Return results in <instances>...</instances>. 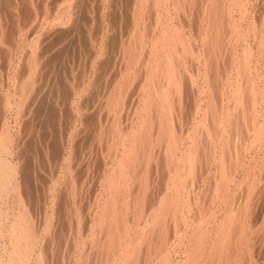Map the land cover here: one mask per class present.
<instances>
[{
  "label": "bare ground",
  "instance_id": "1",
  "mask_svg": "<svg viewBox=\"0 0 264 264\" xmlns=\"http://www.w3.org/2000/svg\"><path fill=\"white\" fill-rule=\"evenodd\" d=\"M102 1L114 2L107 5L111 17L117 9L121 13V0ZM124 1L128 26L117 43L122 70L98 93L101 109H96L95 97H82L92 92L91 76L95 80L102 68L96 61L111 49L110 20L99 21L101 30L97 27V39L93 36L96 50L86 54L90 57L82 77L73 74L71 80L65 106L69 123L59 144L40 132L47 117L40 112L48 113L47 97L36 84L42 81L41 60L49 50L39 51L42 35L21 40L20 74L14 72L11 56L0 70L6 87L0 121V264H255L254 255H259L254 247L263 236L259 231L261 236L250 235L254 241L249 244L245 211L250 190L264 179V152H259L264 149V5L259 12L254 0ZM66 8L68 17L52 22L71 23L72 5ZM0 29L5 41L7 34ZM16 32L6 44L19 36ZM135 80L133 102L124 107ZM52 87L47 93L51 98L59 89ZM193 103L194 112L188 109ZM64 113L59 111V119ZM87 129L85 151L84 140L76 144L74 137ZM96 135L104 144L100 172L92 149ZM44 159L55 160L47 180L40 177ZM162 168L164 186L155 183Z\"/></svg>",
  "mask_w": 264,
  "mask_h": 264
},
{
  "label": "rangeland",
  "instance_id": "2",
  "mask_svg": "<svg viewBox=\"0 0 264 264\" xmlns=\"http://www.w3.org/2000/svg\"><path fill=\"white\" fill-rule=\"evenodd\" d=\"M7 0H2V3H1V8H3V10H5V12H3V10L0 8V11H2V12H0V14L2 15L1 17H2V19H1V23H0V25L3 27V29L2 30H4L5 31V35H6V38L7 39H5V41L2 39V40H0L1 42H0V44H1V47H0V70L2 71V72H4V67H6V61H7V58L9 57V56H11L13 59H14V62H15V67H14V72H17V70H18V74H20V69L22 70V66H20L17 62H18V57L19 56H21V54H20V52H22V50H23V45L21 44L22 43V41L21 40H24V38H26V37H29V35L31 36V37H35V35L37 34V35H42V36H40V39H41V48L39 49V51H41V52H45L46 53V50H47V48L49 49V50H47L48 52L45 54L46 55V57H44L42 60H41V63H42V61H43V73H42V79H40V80H42V81H40L39 83L37 82L36 84L38 85V86H40V87H42L40 90H42L43 91V95H44V97H47L46 99V101L44 102L45 104V106L44 107H46V108H48L47 109V111H48V113H44V114H41L42 113V111L40 112V115H46L47 117L43 120V124H44V121H45V124L44 125H42V123H41V125H40V132H42V131H44L45 132V134L46 133H48V134H46V135H50L52 138H55V139H57V141H58V144L60 143V140L62 139V135L64 134V132H65V130H66V126L68 127V121H69V118H68V115H67V109L66 108H68V104H69V102L70 101H68L69 100V96H70V89L72 88L71 87V85L73 84L72 82H71V80H74L75 78H74V76L76 77V78H78V80H79V78H80V75H81V77H82V71L84 70V68L83 67H85L86 65H87V61H89V58L88 57H90V55L87 57L86 56V54L88 55V54H90V53H92V52H90L92 49L91 48H93V53H94V49H95V47H94V45L96 44L95 42H96V40L93 38V36L96 38L98 35H99V32H97L96 31V29L98 30V28L101 30V27H102V24H100V22L99 21H101V23L103 22V21H105V20H110V23H108V27L110 28V30H109V33H108V35L107 36H109L107 39V41H109V45H108V47H111V49L110 48H108V54H107V56H106V58L104 59H102V60H99V61H96V66L97 67H101L102 66V68L101 69H99L100 70V72H102V73H98L97 75H98V77H97V75H96V77H95V80H94V77L93 76H91L92 77V83H93V87L91 88L92 89V92L91 93H93V92H95V94H97L96 96H93L92 97V95L94 94H92L91 95V93H89V91L88 92H85L84 94H83V98L84 97H86V96H91V99L92 98H94L92 101H93V103H95V104H97L96 105V109H101V107L100 106H103V104H101V103H103V98L102 97H100V95H98V93L100 92V94L102 93V89L103 88H106V86H107V84H108V81L111 79V78H113L112 76H115L116 74L115 73H117V70H118V68H120L121 70H122V67H123V59H120V57H121V54H122V51L119 49V46H117V45H119V44H117V43H119V41L121 40V39H124L122 36H124L123 35V33H125L124 32V29L125 28H127L126 26H128V24H126L127 22H128V20H127V17H126V5H127V3H126V1H122L121 0V2L119 1V5L123 8H121V13L119 12V9H117V11L115 12V15H113L112 17L110 16V9L109 8H107V5H113L114 4V2L113 1H110L111 2V4H110V2H103L102 0H101V2L99 1V0H93V1H91V0H84V1H82V0H80V2H79V0H70V2H67L66 0H23V3L24 4H22V0H16L14 3L11 1V0H9V1H7ZM28 1V2H27ZM259 1V2H258ZM262 0H254L253 2L254 3H259V4H257L258 5V11L260 12V9H261V12L263 11V9L261 8L262 7V5H264V0H263V2H261ZM3 2H5V4L3 3ZM8 2H10V4L8 3ZM26 2H27V5H25L26 4ZM44 2V3H43ZM46 2V3H45ZM103 2V3H102ZM113 2V3H112ZM20 3V4H19ZM56 3V4H55ZM263 3V4H262ZM13 4V5H12ZM18 4V5H17ZM34 4V5H33ZM37 4V5H36ZM72 5V10L74 11V14H73V17H72V19L71 20H73L71 23H72V26H71V23L69 22V23H65V24H63V22H61V24L60 23H58V22H52V19L53 18H56L55 20L56 21H58L59 19H62V21L65 19V18H67L68 16H67V14H69V11L67 10V8H66V6L68 7V5ZM76 4H77V7H76ZM91 4H93V5H91ZM97 4V5H96ZM123 4V5H122ZM12 6L13 7V9H12V7L11 8H8V6ZM23 5V6H22ZM42 5V6H41ZM58 5H60V6H58ZM103 5V6H102ZM117 5H118V3H117ZM29 6V7H28ZM125 6V7H124ZM15 7H16V9H15ZM28 7V8H27ZM89 7H90V9H89ZM92 7V8H91ZM95 7V8H94ZM25 8H27V12H26V9ZM54 8V9H53ZM61 8H62V10H61ZM65 8V9H64ZM74 8V9H73ZM79 8V9H78ZM105 8H107V9H105ZM260 8V9H259ZM99 9H100V11H99ZM42 10H44L43 12H42ZM49 10V11H48ZM60 10V11H59ZM66 10V11H65ZM81 10V11H80ZM106 10H107V12H109V13H107L106 12ZM12 12V14H13V11H14V16L12 15V17L10 16L11 15V12ZM25 11V12H24ZM29 11V12H28ZM48 11V12H47ZM54 11V12H53ZM103 11V12H102ZM19 12V13H18ZM23 12V13H22ZM37 12V13H36ZM39 12H41L40 13V15L38 14ZM56 12V16L53 14V13H55ZM89 12V13H88ZM7 13V14H6ZM17 13H18V15H17ZM22 13V14H21ZM29 13H30V15H29ZM46 13V14H45ZM62 13V14H61ZM104 13V14H103ZM107 13V14H106ZM120 13V14H119ZM6 14V15H5ZM10 14V15H9ZM99 14H100V16H99ZM17 15V16H16ZM21 15V16H20ZM23 15V16H22ZM33 15V16H32ZM36 15V16H35ZM77 15V16H76ZM82 15V16H81ZM108 15V16H107ZM118 15V16H117ZM123 15V16H122ZM20 16V17H19ZM42 16V17H41ZM66 16V17H65ZM106 16V17H105ZM110 16V17H109ZM0 17V18H1ZM79 19H78V18ZM81 17V18H80ZM97 17V18H96ZM100 17V18H99ZM103 17V18H102ZM116 17V18H115ZM122 17V18H121ZM123 17H124V19H123ZM15 18V19H14ZM31 20H30V19ZM51 19V20H49V19ZM64 18V19H63ZM96 18V19H95ZM7 19V20H6ZM29 19V20H28ZM41 19V20H40ZM44 19V20H43ZM49 20L47 23H46V20ZM104 19V20H103ZM119 19H122V21L121 20H119ZM7 22H6V21ZM23 22H22V21ZM26 22H25V21ZM96 20V21H95ZM127 20V21H126ZM2 21H3V23H2ZM17 21V22H16ZM19 21V22H18ZM21 21V22H20ZM44 22V24H41V23H43ZM50 21H51V23H50ZM117 21V22H116ZM119 21H120V23H119ZM15 24H14V23ZM30 22V23H29ZM32 22V23H31ZM113 22V23H112ZM24 23V24H23ZM53 23V24H52ZM107 23V22H106ZM104 24L105 26L107 25V24ZM112 23V24H111ZM7 24V25H6ZM18 24V25H17ZM22 24V25H21ZM55 24H56V26H55ZM86 24V25H85ZM93 26H92V25ZM97 24H99V25H97ZM115 24V25H114ZM126 24V25H125ZM5 25V26H4ZM35 25V26H34ZM40 25V26H39ZM66 25V26H65ZM91 25V26H90ZM12 26H14V27H12ZM16 26H18L19 28H17ZM58 26V27H57ZM112 26H114L113 28H112ZM117 26V27H116ZM20 27H21V29H20ZM43 27V29H41ZM55 27V28H54ZM57 27V28H56ZM62 27V28H61ZM64 27V28H63ZM68 27V28H67ZM82 27V28H81ZM98 27V28H97ZM10 28H11V30H10ZM15 30H14V29ZM17 28V29H16ZM33 28H37L36 30L35 29H33ZM39 28V29H38ZM58 28L60 29V30H58ZM70 28V29H69ZM81 28V29H80ZM85 28H87L86 30H85ZM14 31H13V30ZM21 31H20V30ZM63 29H64V31H63ZM67 29V30H66ZM1 30V29H0ZM26 30L28 31V32H26ZM11 31H13V33L15 32V31H18V32H16V33H19L17 36L18 37H16V38H14L15 40H11V42L10 43H8V44H6L7 42H9V40H10V37H11V35L13 34V33H11ZM23 31H25V34H24V32ZM30 31V32H29ZM34 32V36H33V32ZM43 31V32H42ZM61 31V32H60ZM63 31V32H62ZM37 32V33H36ZM76 32V33H75ZM87 32V33H86ZM89 32H90V34H89ZM97 32V33H96ZM113 32V33H112ZM62 33V34H61ZM67 35H66V34ZM112 33V35H110ZM21 34V35H20ZM52 34V35H51ZM69 34V35H68ZM55 35V36H54ZM60 35H62V38H60ZM88 35V36H87ZM92 35V36H91ZM122 35V36H121ZM46 36V37H45ZM48 36V37H47ZM86 36V37H85ZM91 36V37H90ZM120 36L122 37L121 39H119L120 38ZM79 37V38H78ZM112 37L113 38H116L115 40L114 39H112ZM90 38L92 39V40H90ZM52 39V40H51ZM70 39V40H69ZM93 39H94V41H93ZM97 39V38H96ZM7 40V41H6ZM66 40V41H65ZM119 40V41H118ZM15 41V42H14ZM47 41H48V43H47ZM65 41V42H64ZM111 41H114V42H111ZM4 42H5V44H4ZM62 42V43H61ZM93 42V43H92ZM113 43V44H112ZM21 44V45H20ZM44 44V45H43ZM87 44V45H86ZM90 44V45H89ZM111 44H112V46H111ZM19 45V46H18ZM84 45V46H83ZM86 45V46H85ZM8 46V47H7ZM89 46V47H88ZM91 46V47H90ZM82 47V48H81ZM117 47V48H116ZM6 48V49H5ZM13 48V49H12ZM86 48V49H85ZM3 49H5L4 51H3ZM60 49V50H59ZM13 50V51H12ZM82 50V51H81ZM96 50V49H95ZM114 50V51H113ZM2 51V52H1ZM49 51H50V53H49ZM81 51V52H80ZM110 51H112V52H110ZM3 52H7V53H3ZM8 52H10V53H8ZM52 52H54V54L52 53ZM96 52V51H95ZM116 52V53H115ZM121 52V53H120ZM14 53V54H13ZM48 53L50 54V55H48ZM56 53V54H55ZM113 53H115V54H113ZM119 53H120V55H119ZM2 54H4L3 55V58L1 57L2 56ZM8 56H7V55ZM112 54V55H111ZM116 54H117V56H118V58H117V56H116ZM47 55L48 56H50V57H47ZM53 56V58H55V60H56V62H54L52 59H51V57ZM58 55H60V56H58ZM79 55V56H78ZM110 55V56H109ZM4 56H6V57H4ZM54 56H57V57H54ZM114 56V57H113ZM116 56V57H115ZM120 56V57H119ZM48 58V59H47ZM57 58V59H56ZM58 58L60 59V60H58ZM62 58V59H61ZM101 58V57H100ZM45 59V60H44ZM47 59V60H46ZM120 59V60H119ZM51 60V61H50ZM58 60V61H57ZM63 60V61H62ZM79 60V61H78ZM47 61V62H46ZM112 61V62H111ZM114 61H115V63H114ZM120 61H121V64H120ZM50 62H52V63H50ZM61 62V63H60ZM63 62V63H62ZM54 63V64H53ZM108 63V64H107ZM112 64V66H111V64ZM51 66H50V65ZM59 64H60V66H59ZM75 64V65H74ZM102 64V65H101ZM105 66H104V65ZM18 65V66H17ZM73 65V66H72ZM114 65H116V66H114ZM19 66H20V69H19ZM119 66H121V67H119ZM46 68V70H45V68ZM60 67V68H59ZM77 67V68H76ZM54 68V69H53ZM56 68V69H55ZM71 68V69H70ZM76 68V69H75ZM82 68V69H81ZM105 68H107V69H105ZM113 68V69H112ZM48 69V70H47ZM50 69V70H49ZM58 69H60V70H58ZM74 69L76 70L74 73H73V71H74ZM85 69H86V67H85ZM105 69V70H104ZM55 70V71H54ZM70 70H72V71H70ZM82 70V71H81ZM65 71V72H64ZM62 74H61V73ZM67 72V73H66ZM72 72V73H71ZM60 73V74H59ZM65 73V74H64ZM71 73V74H70ZM73 74H75L74 76H73ZM92 75H93V73H91ZM100 74H101V76H100ZM103 74V75H102ZM104 74H106V76L104 77ZM52 75V76H51ZM78 75H79V77H78ZM67 76V77H66ZM102 76H103V80H102ZM110 76V77H109ZM49 77H51V78H49ZM59 77V78H58ZM64 77V78H63ZM69 77V78H68ZM71 77V78H70ZM46 78V79H45ZM67 78V79H66ZM100 78H101V80L102 81H104V82H101V80H100ZM49 79V80H48ZM59 79V80H58ZM62 79H64L63 81H62ZM68 79H70V80H68ZM105 79H106V81H105ZM108 79V80H107ZM67 82H66V81ZM43 82H45V83H43ZM76 82H77V80H76ZM97 82V83H96ZM4 84V80L3 81H1L0 82V87H1V89H0V91H1V97H0V121H1V114H2V112H3V108L1 107V103H2V105H5V104H3L4 103V101H3V99H4V96L2 95V89H6V87L3 85ZM61 83V84H60ZM96 83V85H94ZM134 83V84H133ZM132 83V87L131 88H129L128 89V93H127V95L125 96V98H124V101H125V106L124 107H130L131 106V104H132V98H133V95H132V93H133V91H134V89H135V87L137 86L136 85V83H138V80H135L134 82ZM40 84V85H39ZM67 84H69V86H66ZM98 84L100 85V86H98ZM105 84H106V86H105ZM44 85V86H43ZM63 85V86H62ZM51 86V87H50ZM52 86H54L55 88H61L60 90L58 89V93L56 92V91H53V92H51L53 95H52V98H51V96L49 95V94H47V93H49V88H53ZM66 86V88H64ZM94 87H97V88H94ZM54 88V89H55ZM189 88V87H188ZM44 89H45V91H44ZM64 91H63V90ZM94 89H96L95 91H94ZM97 89H98V91H97ZM10 90L11 91H13L12 90V87L10 86ZM47 90V91H46ZM68 90H69V92H68ZM60 91H61V93L63 92H65L64 94L62 93L61 95L62 96H60L59 94H60ZM96 91H97V93H96ZM72 92V91H71ZM57 93V94H56ZM57 96H56V95ZM68 94H69V96H68ZM87 94H89V95H87ZM94 94V95H95ZM47 95V96H46ZM86 95V96H85ZM3 96V97H2ZM55 96H56V98H55ZM60 96V97H59ZM64 96V97H63ZM68 96V97H67ZM50 97V98H49ZM67 97V98H66ZM98 97V98H97ZM53 98H55V101L54 100H52ZM62 100V102H61V100ZM97 98V99H96ZM56 99L58 100V101H56ZM100 99V100H99ZM48 102V103H47ZM101 102V103H100ZM131 102V104H129ZM46 103H47V105H46ZM66 103H68V104H66ZM127 103V104H126ZM130 106H129V105ZM185 104V103H184ZM53 105V106H52ZM58 105V106H57ZM59 105H61V106H59ZM66 105H68V106H66ZM100 105V106H99ZM54 106H56V107H54ZM65 106H66V108H65ZM49 107H51L50 109H51V112H52V114L54 115L55 113V115H57V112H58V117H57V119H59V117H60V115H59V111H60V114H62V113H64V111H65V115L63 114V116L61 115V118L57 121V119L55 118V120L57 121H55L54 123H53V121H50V120H54L53 118L54 117H56V116H53L52 114H51V112H50V109H49ZM58 107H59V111H58ZM193 107H194V103L193 104H191V107L190 108H188V109H190L189 111H192V112H194V110H192L193 109ZM52 108H54L53 110H52ZM56 108H57V110H56ZM103 108V107H102ZM43 109V108H42ZM61 109H64V110H61ZM188 109H187V111H188ZM46 110V109H45ZM124 111H126V110H128V109H126V108H124L123 109ZM63 111V112H62ZM106 111V110H105ZM105 111L103 110V111H101V116L102 115H104V113H105ZM62 112V113H61ZM103 112V113H102ZM184 112V111H183ZM51 115L53 116V117H51ZM67 115V116H66ZM185 115V114H184ZM183 115V116H184ZM66 116V117H65ZM36 117H38V116H34L33 118L35 119ZM65 117V118H64ZM27 118H29V116H27L26 115V117H25V120L24 121H26V119ZM31 118V117H30ZM84 118H86V117H84ZM11 119V118H10ZM61 119H62V121H61ZM64 119V120H63ZM68 119V120H67ZM61 121V124L59 123L58 124V122H60ZM190 123L191 122H193V119L191 118V121H189ZM57 123V124H56ZM48 124H49V126H48ZM47 125V128L49 127L50 128V130L52 129V131H50L49 129H47L45 126ZM53 125V126H52ZM60 125V126H59ZM42 126H44L45 128H43ZM55 126H57L55 129H54V127ZM59 126V127H58ZM81 126V125H80ZM42 127V128H41ZM80 127H77L76 129H75V131H78V129H79ZM80 130V129H79ZM84 131V132H83ZM82 131V134L80 135V136H75L74 137V140H75V143L76 144H78L81 140H84V143L81 145L82 146V148L81 149H83L84 148V150L86 151V148H87V146L85 145V143H87L86 142V138L85 137H87V136H84L85 134H83V133H87V134H89L90 132H89V130L87 129L86 131L85 130H83ZM44 132H42V135H43V137H44ZM49 132H53V134L52 133H49ZM41 135V134H40ZM39 134H37V136H40ZM42 135L40 136V138H43L42 137ZM53 135H55L54 137H53ZM90 135V134H89ZM82 136V137H81ZM77 137V138H76ZM84 138V139H83ZM97 135H96V138H95V141H94V143H93V147H92V149H94V154L96 155V159H97V163H95L94 164V166H96V168H98L99 170H97V171H99L100 172V168H102V160H103V156H102V154L101 153H103V150H104V144H103V142H97ZM77 140V141H76ZM78 140H80V141H78ZM33 141V140H32ZM42 142H43V139H42ZM83 142V141H82ZM40 147L41 148V146H42V143L40 144H37V147ZM80 146V147H81ZM38 147V148H39ZM43 147V146H42ZM86 147V148H85ZM263 150V151H262ZM262 150H258L259 152H264V149H262ZM161 154V153H160ZM248 158H249V156H248ZM157 159V158H156ZM85 159H83V161H84ZM246 160H247V158H246ZM245 160V161H246ZM54 161L55 160H51V159H49V161L48 160H42L41 162H42V164H41V166H42V168H41V172H42V175H40V177L42 178V179H44V180H47L48 179V177H50V175H51V169H52V167H53V164H54ZM157 160H155V162H156ZM158 161H161V160H159V158H158ZM157 161V167H159V165H160V162H158ZM85 163H86V161H84ZM247 162V161H246ZM258 163V162H257ZM259 163H260V161H259ZM259 163H258V165H259ZM251 164H252V162H251ZM82 166H84L85 164L84 163H82L81 164ZM257 165V164H256ZM81 166V167H82ZM98 166V167H97ZM160 168V167H159ZM158 168V169H159ZM51 170V171H50ZM80 172V171H79ZM159 172H161L160 174H158V179H156V180H158V182L157 181H155V183L156 184H161V182H162V180H163V178H164V176H165V174H164V171H163V168L161 169V171H159ZM99 175V174H98ZM159 175H161V176H159ZM259 175H260V173H259ZM211 177V172H210V174H207V179H209L210 177ZM47 178V179H46ZM95 178H97V175H95ZM160 178H162V180H160ZM262 181V182H261ZM95 182V181H94ZM163 182H164V180H163ZM162 182V184L161 185H163L164 186V183ZM160 186V185H159ZM158 185H157V187L158 188H160ZM163 186L160 188V190L161 189H163ZM254 188H256V189H254ZM254 189V190H253ZM253 189H251L250 190V201H249V204H250V206H249V204H248V206H249V208H247L246 209V211H248V212H246L245 211V220H246V223H247V228H249L248 229V234H249V237H250V240H251V242L252 241H254L253 239H252V236H250V235H255L254 233H256V235L255 236H257V234H258V236H261L260 234H262V236L263 237H261L260 238V241L262 240V238H263V242L261 241H259L260 243H259V245L255 248L254 246V250H255V254H257V256L258 257H255V255H254V259L256 258V263L255 264H263V262H264V258H263V256L262 255H264L263 253H264V246H263V244H264V229L262 228V227H264V222H262V220L264 221V179H262V180H259V182H256V185L254 184V186H253ZM258 190H260V191H258ZM251 191H252V193H251ZM257 191V192H256ZM187 192H189V190L187 189V188H185V191H184V194H187ZM257 194V196L258 197H262V198H257V196H255L254 194ZM260 195V196H259ZM253 196V197H252ZM255 200H254V199ZM10 200H11V202L13 203L14 201L10 198ZM10 200H9V205L11 204V202H10ZM251 200H253V201H251ZM258 200V203L257 202H255V201H257ZM253 202V206L251 205V203ZM263 202V203H262ZM256 204H258V205H255ZM12 206H14V203L13 204H11ZM256 207V208H255ZM260 207H262V208H260ZM216 207H214V209H215ZM213 209V210H214ZM250 209H252V210H250ZM253 209H256V210H254L253 211ZM218 211V210H217ZM249 211H252L250 214H248L249 213ZM263 211V212H262ZM257 212V213H256ZM261 212V213H260ZM254 213V214H253ZM256 213V214H255ZM259 213V214H258ZM258 214V215H257ZM260 214H262V215H260ZM250 215V216H249ZM253 215V216H252ZM257 215V216H256ZM255 216L257 217V218H255ZM248 217V218H247ZM261 217V218H260ZM249 218L254 222H252L253 223V225L252 224H250V220H249ZM253 218H255L254 220H258V218H259V220L258 221H254L253 220ZM249 220V221H248ZM259 222V223H258ZM260 222H262V223H260ZM256 223V224H255ZM257 223H258V225H257ZM261 224H263V226H260V227H258L259 225H261ZM249 225H251L250 227H252V229L249 227ZM255 225V226H254ZM260 229H258V228ZM261 229H262V233L260 232L261 231ZM252 230H253V232H252ZM257 231V232H256ZM258 231H259V233H258ZM247 234V235H248ZM254 236V237H255ZM257 236V237H258ZM249 244H253V242L252 243H249ZM257 248H258V250H257ZM261 248H262V250H261ZM244 250H245V248H244ZM261 251V252H260ZM250 253V252H249ZM259 253V254H258ZM253 254H254V251H253ZM262 254V255H261ZM246 255H248L247 253H246ZM263 258V259H262ZM262 259L263 261H260V260ZM259 260V261H258Z\"/></svg>",
  "mask_w": 264,
  "mask_h": 264
}]
</instances>
